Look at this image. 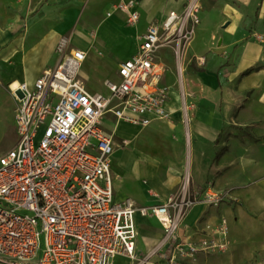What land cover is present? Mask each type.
<instances>
[{"label":"built area","instance_id":"2783aa9c","mask_svg":"<svg viewBox=\"0 0 264 264\" xmlns=\"http://www.w3.org/2000/svg\"><path fill=\"white\" fill-rule=\"evenodd\" d=\"M199 2L186 0L179 13L170 11L161 23H150L135 55L121 61L115 78L103 81L105 95L86 90L79 77L85 52L65 36L57 41L56 66L31 86L20 83L12 91L17 139L0 156V264H115L117 258L152 264L150 258L161 249L167 250V264H180L201 252L226 251L223 219L214 227V238L178 237L193 205L213 208L227 200L211 185L194 196L182 190L153 206L116 200L112 136L102 128L108 115L136 127L167 119L169 89L161 83L166 68L159 54L169 51L176 62L186 56L200 24ZM137 6V0H120L105 16L121 12L135 26ZM252 37L263 42L257 33ZM193 63L202 68L205 57H195ZM136 214L156 219L162 230L158 248L141 257L135 245Z\"/></svg>","mask_w":264,"mask_h":264},{"label":"crops","instance_id":"0c3cea01","mask_svg":"<svg viewBox=\"0 0 264 264\" xmlns=\"http://www.w3.org/2000/svg\"><path fill=\"white\" fill-rule=\"evenodd\" d=\"M137 1L139 20L142 14L153 11L150 17H145L142 34L150 23H161L168 12L179 13L186 2ZM9 2L10 0H0V13L6 14L0 27V83L12 90L14 83L31 86L44 70L56 66L57 41L64 30H67L63 26H72L76 20L93 17L98 13L106 15L111 6L120 0H28L21 4L15 2L8 9ZM202 2H199L200 24L194 30L193 40L184 58L204 56L205 64L202 68L196 67L194 75L184 72L185 69L183 72L179 69L183 89L187 83L190 84L189 78L199 83L196 97L202 107L196 118L186 113V118L189 119L184 121L182 108L186 105V97H180L178 91L170 88L165 105L169 112L166 120H153L146 127L114 120L113 126L121 123L137 134L149 132L159 145L162 144L159 142L160 137L173 134V139L169 141L176 148L175 155L168 158L177 163L186 160L188 187L191 191L189 195H197L207 185H211L217 192L227 194L225 203L218 207L210 208L203 203L193 205L181 224L178 237L183 240L187 236L192 241H199L208 235L214 238V227L223 219L228 231V250L221 255L200 253L194 259L180 261V264H211L215 255L228 259L233 254L239 256L238 264H246L250 260L255 264L253 255L259 254L264 259V0ZM78 10H82L81 13ZM61 11L63 13L57 15L56 12ZM22 12L31 13L30 17L36 16L24 23L20 18L16 21L11 17V14ZM115 15L122 16V13L105 16V19L110 21ZM213 15L216 17L214 27L207 25L208 18ZM119 21H110L119 32L108 37L113 42L106 50L107 58L101 59L100 65L112 63L113 52L121 49L120 46L126 42L128 26L119 25ZM22 27L27 28V31L22 32ZM33 27L36 30L32 31ZM95 33L96 31L92 35ZM253 33L261 35L263 42L256 41L252 37ZM77 36L84 37L81 32ZM138 43L132 48L128 58L135 55ZM78 44L81 48H73L81 49L85 55L90 52L91 45L88 41L80 40ZM209 57L214 62L208 68ZM120 63H114L116 68ZM163 66L165 68L164 64ZM115 72L103 81L115 78ZM241 129L248 130L256 140L242 143L243 138L236 134ZM106 132L112 136L114 148L110 172L115 199H129L139 208L154 202L167 203L174 196L173 189L180 184L181 171L174 170V173L164 175L162 164L168 158H163L162 154L160 158L146 155L134 149L132 137H123L117 142L118 139L112 132ZM184 132L189 144L186 153L181 141ZM120 142L125 144L124 147ZM128 161L132 163L129 164ZM114 180L115 185L119 186L126 181L137 183L142 191L140 198L125 196L119 199L114 191ZM135 216V245L137 255L141 257L158 248L162 230L156 219L138 214ZM165 253V249L159 250L150 258V262L167 264Z\"/></svg>","mask_w":264,"mask_h":264},{"label":"rangeland","instance_id":"374dc122","mask_svg":"<svg viewBox=\"0 0 264 264\" xmlns=\"http://www.w3.org/2000/svg\"><path fill=\"white\" fill-rule=\"evenodd\" d=\"M15 2L16 3L19 2L21 4V3H27L28 0H10V2L7 4L8 9H10V6ZM78 11L81 13L82 10H78ZM56 13L57 15H60L63 12L61 11V12H56ZM30 14L31 13L22 12L19 14L17 13L11 14V17L14 18L16 21L20 18V20L24 23L26 21L29 22L30 20H32L34 16H36L35 14L30 17ZM152 14H153V11L151 10L148 13H145V15L142 14L139 22L135 26H131L126 22V18L124 14H122V16L115 15L112 19H110V21L112 22H116V21L118 22L121 19L119 21V25L121 24L124 26H128L126 28L127 37L125 39L126 40L125 44L123 46L122 45L120 46L121 49H119L116 52H113V56H114L112 58L113 62L103 64V65H100L102 62L101 59L107 58L106 50L107 48H109L110 43L113 42V40H109L108 37L110 36V34L119 32L117 31L118 29L114 27L110 21L105 19L104 14L98 13L94 15L93 17L82 18L81 20H76V22L72 26H69V27L63 26V28H67V30H64L61 37L65 36L66 38H68L72 47L81 48L80 45L78 44V41L80 40L88 41L89 44L91 45L90 52H86V55H85L86 57L79 68L80 70L79 77L82 80L83 84L85 85L86 90L90 94H95V93H100L102 95L106 94V91L104 90L103 84H101V82L103 81L104 78H106L107 76H110L111 73L113 74L116 71V64H114L115 62L120 63L121 61L129 57L130 51H132V48L136 46L138 42H140L139 38L143 31V23L145 22L146 18L150 17ZM5 16L6 14L0 13V27H2V21ZM215 22H216V17L214 15L210 16L208 18L207 25L209 24L212 27H214L216 24ZM77 29L84 35V37H80V36L76 37L75 35H73V31ZM31 30L32 31L36 30V28L33 27L31 28ZM21 31L25 32L27 31V28L22 27ZM95 31H96L95 35H92ZM117 39L115 40L118 41ZM171 54L169 51H165L159 54L158 60H160L165 65V68H166V72L162 78L161 83L165 88L166 87L168 89L172 88L178 91L180 97L182 96L186 97V105H184L182 109L185 114L184 121H188L189 118L188 119L186 118V113H189L192 118H196V115L200 112L198 110L202 107V104L196 97L197 96L196 89L198 88L199 83L196 82V80L189 78L188 82H190V84L188 85L187 83L184 88L185 90H184L182 88L181 75H180L181 71H179V69L181 65V68L185 69L184 72L187 71L191 75H194L195 72H197V69L194 66L193 59H190L189 56L183 59L181 58L179 63L177 64L176 60ZM213 62H214V59L212 57H209V59L207 60V67L210 64H213ZM224 64L226 65L227 63L225 62ZM182 89H183L184 95H182L183 94ZM15 106H16V102L13 100V95H12L11 90L6 84L0 83V156L5 154L11 148H13L16 143L17 137H16V133L13 128V116H12ZM114 122L115 121L112 118V116L108 115L103 119L102 128H104L108 132H112L115 138L118 139V141L116 140L117 142H119L120 138L132 137V142L135 145L134 149L136 148L137 150H139L142 153H145L146 155H149L151 157H159V158L161 154L163 158L164 157L168 158L169 156L175 155L176 148L169 141L173 139V136H174L173 134H168V135H165V137H160L159 142H161L162 144L159 145V143L157 142L158 139L156 140V142L158 143L157 144L155 143V138L152 137L151 133L139 132L137 134L135 131L131 130L132 128L126 127L124 125L122 126L121 123H118L116 126H113ZM236 134H238L239 137L243 138L241 141L242 143H245L247 141L251 142V141L256 140L255 139L256 137L254 138V136L250 135V133L246 129L244 130L241 129V131L236 132ZM181 141L183 144L184 153H186L187 147L189 144H188L185 132L181 136ZM120 143H121V146L124 147L125 144L122 142ZM128 163L130 164L132 162L128 161ZM134 164L135 163H133V165ZM162 165H163L162 171L164 175H167L169 172L174 173V170L181 171L180 184L177 188L173 189L172 193L176 195L177 192L179 193L183 190V191H186L187 195L190 194L191 191L188 187L189 179L187 177L186 160L183 159L182 162L177 163V162H172L170 158H168L165 162L163 161ZM115 184L116 182L114 180L113 181L114 191L115 193L117 192V194L119 195L118 196L119 199L125 198V196H132L134 198L139 199L142 194L141 187L138 186L137 183L133 184V183H129L128 181H126V183L121 186L115 185ZM156 203L158 202L151 203L148 206H153ZM228 247L226 251L228 250ZM225 252H222V253L214 252V253H208V254L201 252V254L203 255L220 254L221 255ZM253 257H254L255 264H264V259L261 258L259 254L253 255ZM252 261L253 260H250L249 263H246V264H252ZM238 262H239V256L237 254L231 255L228 259H225L222 256L215 255L211 264H238ZM114 263L115 264H130L129 261L125 262L124 260H121L118 258L115 259Z\"/></svg>","mask_w":264,"mask_h":264},{"label":"bare ground","instance_id":"6f19581e","mask_svg":"<svg viewBox=\"0 0 264 264\" xmlns=\"http://www.w3.org/2000/svg\"><path fill=\"white\" fill-rule=\"evenodd\" d=\"M78 34H80V31L78 29L73 31V35L77 36ZM180 70L182 71V70H184V68L180 67ZM17 86H18V84L14 83L11 86V89H12L11 91H15L17 89Z\"/></svg>","mask_w":264,"mask_h":264}]
</instances>
